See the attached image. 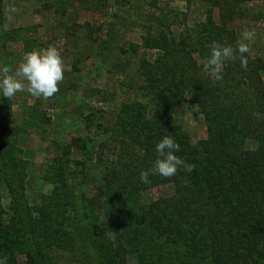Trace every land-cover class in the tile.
Segmentation results:
<instances>
[{"label":"rangeland","instance_id":"rangeland-1","mask_svg":"<svg viewBox=\"0 0 264 264\" xmlns=\"http://www.w3.org/2000/svg\"><path fill=\"white\" fill-rule=\"evenodd\" d=\"M8 6L15 9L10 18L5 13ZM207 10L213 23L224 28L219 34L213 29L221 44L235 48L245 28L254 30V39L245 41L247 70L238 59L228 61L223 79L216 81L203 69L211 43L194 31L205 22ZM166 26L175 34H189L184 35L185 49L179 50L191 76L182 73L187 77L182 80L163 77L160 69L151 67L164 51L151 47L149 38L159 37ZM49 45L59 48L65 65L59 91L48 100L26 91L10 100L0 95V134L7 137L1 138L0 146L14 148L20 157L19 167L11 170L14 180L0 182V225L5 229L0 236V264H114L115 258L105 262L106 255L120 252L121 244L126 247V264H143L138 252L130 251L135 245L112 233V228L124 229L138 238L128 205L123 206L124 216L118 208L121 202L114 205V201L105 203L97 219L84 212L85 195L100 186L103 166L113 162L117 150L108 139L121 135L120 119L128 111L147 117L161 113V120H175L192 142L206 138V120L199 107L205 96L200 92L192 96L196 87L201 91L200 77L222 92L227 90L236 104L248 96L244 102L258 104L260 95L253 96L251 90L264 84V0H0V67L14 69L26 52ZM169 46V51L178 47L176 38ZM192 70L200 77H194ZM145 79H151L153 90ZM86 135L94 140L89 152L72 144ZM244 145L252 149L256 141L247 138ZM21 172L24 179L18 180ZM95 192L100 193L98 188ZM171 192L169 184L149 188L141 193L142 200L132 202L133 208ZM115 208L121 219L113 225L107 214ZM146 208L143 215H149ZM135 213L141 215L139 210ZM201 235L205 240L211 237ZM146 245L144 240V249ZM207 246L201 251L183 246L163 253L172 260L169 264H226L218 260L216 245ZM207 256L210 261L204 259Z\"/></svg>","mask_w":264,"mask_h":264},{"label":"trees","instance_id":"trees-1","mask_svg":"<svg viewBox=\"0 0 264 264\" xmlns=\"http://www.w3.org/2000/svg\"><path fill=\"white\" fill-rule=\"evenodd\" d=\"M205 19V22L199 24L198 28L196 26L193 31L208 43L219 42L220 39L213 33V29L219 34L224 28L213 23L209 10ZM220 19L225 21L222 17ZM171 31V28L166 26L159 37L149 38L151 47H159L164 51L162 57H158L151 67L160 69L163 77H179V80H182L183 77L187 78L182 76V73H189L191 76L188 70L190 67L180 57V50L186 47L184 35L189 34H175ZM174 38L178 47L169 51V45L173 44ZM182 54L186 55L183 52ZM191 64L194 65L193 68L196 67L195 63ZM191 72L195 73V70ZM195 74L194 77H200ZM200 78L198 79L201 91H196V87L192 96L197 97L199 92L205 96L204 104L199 107L206 120V138L192 142L188 133L175 120H161V113L149 114L150 117H147L146 113L140 116L134 112H126L120 119L123 132L108 139L117 148L113 162L103 166V183L101 181L92 194L85 195L84 212L92 220L97 219L102 216L99 212H103L105 203L114 201V205L121 202L118 208L124 216L123 206L128 205L127 215L134 219L132 227H135L137 232L132 230L138 238H131L129 232L124 229L112 228V233L120 238L126 236L129 245H135L130 251L138 252L143 264H169L172 260H166V254L163 253L165 249L167 254H171L169 249L176 252V249L182 250L183 246H186V249L201 251L207 250L208 244L216 245L217 257L221 263L264 264V84L261 88L256 86L251 90L253 96L254 93L260 95L258 104L244 102L249 96L240 99L236 104L234 100H229L233 98H228L227 90L222 92ZM150 80L143 81L151 87L149 90H153ZM237 96L240 98L243 95ZM217 113H223L224 116L219 119ZM165 115L169 117L166 112ZM3 135L0 134V141ZM164 136L173 138L180 145V151L174 154L186 163L194 164L195 168L191 173L179 168L177 174L171 178L150 175V183L144 184L138 175L141 170L152 167L157 158L155 144ZM247 138L256 141L254 148H245ZM93 142V138L86 135L72 144L89 152L93 148ZM0 154L6 155L0 158V176L4 175L0 182L5 181L7 184L8 181L14 180L11 170L19 167L20 157L14 148L4 150L1 146ZM23 179L24 173L21 172L18 180ZM160 184L171 185L172 192L142 201L147 208L142 204L137 209L135 206L133 208L132 202L142 200V192ZM97 188L100 193L95 192ZM129 200L131 212L129 202L127 203ZM118 208L107 214L111 217L113 225L121 219ZM142 208L148 209L150 216L143 215ZM138 210L141 215L135 213ZM165 218L167 221L163 222ZM156 224L160 228H156ZM2 227L0 225V236L5 230H2ZM201 233L207 235L206 237L210 234V239L205 240ZM148 236H152L155 241ZM144 240L147 242L145 249ZM138 246L144 250H140ZM119 248L121 253L115 250L113 256L108 258L106 255L105 262L115 258L114 264H126L123 253L126 247L121 244ZM162 254L164 256L160 257ZM207 258L209 256L204 259L210 261Z\"/></svg>","mask_w":264,"mask_h":264},{"label":"clouds","instance_id":"clouds-1","mask_svg":"<svg viewBox=\"0 0 264 264\" xmlns=\"http://www.w3.org/2000/svg\"><path fill=\"white\" fill-rule=\"evenodd\" d=\"M15 9L8 6L6 15L11 16ZM7 30V26H5ZM236 41V47L213 41L210 53L202 61L203 69L216 81L223 79V69L226 62L239 60L240 66L247 70L248 59L244 55L249 52V44L255 37L254 30L245 28ZM65 65L60 50L56 45H49L40 50H31L24 54L21 62L14 69L8 66L0 67V95L10 100L18 92H27L32 97L48 100L58 91L64 79ZM157 158L150 169L141 170L140 181L150 183V175L171 178L177 174L179 168L191 173L195 165L186 163L175 152L180 151V145L169 136H164L155 144Z\"/></svg>","mask_w":264,"mask_h":264}]
</instances>
